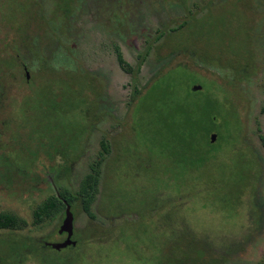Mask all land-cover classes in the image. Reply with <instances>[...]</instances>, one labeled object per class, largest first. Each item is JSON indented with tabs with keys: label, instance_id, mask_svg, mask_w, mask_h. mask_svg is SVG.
Here are the masks:
<instances>
[{
	"label": "rangeland",
	"instance_id": "rangeland-1",
	"mask_svg": "<svg viewBox=\"0 0 264 264\" xmlns=\"http://www.w3.org/2000/svg\"><path fill=\"white\" fill-rule=\"evenodd\" d=\"M207 95L219 140L191 166L170 114ZM91 176L78 246L42 252L65 213L34 212ZM0 213L27 223L0 264H264V0H0Z\"/></svg>",
	"mask_w": 264,
	"mask_h": 264
},
{
	"label": "trees",
	"instance_id": "trees-1",
	"mask_svg": "<svg viewBox=\"0 0 264 264\" xmlns=\"http://www.w3.org/2000/svg\"><path fill=\"white\" fill-rule=\"evenodd\" d=\"M116 53L117 61L125 73L132 75L138 74L140 68L134 71V68L126 61L119 48L116 49ZM178 67H180V65H177L174 68ZM164 75L165 74L162 76ZM203 90L197 92L187 90V92L191 95L194 93H202ZM220 108H223V103L215 96L207 95V101L203 103L189 100L186 103L175 104L172 106V114H170V117L173 118L174 124L178 125L180 136L185 138V141L190 146H193L192 150H199V148L204 147L205 145H214L210 141L209 136L213 132L219 133L217 124L219 119L218 115L222 113L220 112ZM104 149L108 152L106 146ZM189 156L190 157L185 154L186 158L195 160V162H191V166H195L197 163H203L206 158H209L211 156V150L208 149L203 152L199 150L198 153ZM96 183L97 177L95 178L91 176L87 179V183L81 187L77 196L70 194L65 189H61L58 194L48 197L34 212V224L41 225L46 221H51L64 215L66 211V203L72 207L78 198L81 199L84 208L88 211L89 204L96 191ZM26 226L27 223L25 220L18 218L16 215L11 213H0V230H21ZM72 248H76V246H72ZM47 249L52 248L47 246L41 247V251L44 253Z\"/></svg>",
	"mask_w": 264,
	"mask_h": 264
},
{
	"label": "water",
	"instance_id": "water-1",
	"mask_svg": "<svg viewBox=\"0 0 264 264\" xmlns=\"http://www.w3.org/2000/svg\"><path fill=\"white\" fill-rule=\"evenodd\" d=\"M201 86L200 85H196L194 86L193 90L194 91H199L201 90ZM218 139V135L216 133H212L210 136V141L212 143H215ZM64 221L62 226L59 229V234H66L67 238L65 240V242L63 243H54V244H46L47 246L51 247L52 249L56 250V251H61L63 249H66L68 247H72V246H77V242H75L73 240V236H74V213L72 212V208L69 204L66 203V211H65V215H64Z\"/></svg>",
	"mask_w": 264,
	"mask_h": 264
},
{
	"label": "flooded vegetation",
	"instance_id": "flooded-vegetation-1",
	"mask_svg": "<svg viewBox=\"0 0 264 264\" xmlns=\"http://www.w3.org/2000/svg\"><path fill=\"white\" fill-rule=\"evenodd\" d=\"M26 78L28 79L29 78V76H28V74L26 75ZM52 103H53V100H52ZM55 105V104H54ZM66 235V234H65ZM67 236V235H66ZM67 238V237H66ZM44 246H47L46 244L44 245ZM47 247H49V246H47Z\"/></svg>",
	"mask_w": 264,
	"mask_h": 264
}]
</instances>
